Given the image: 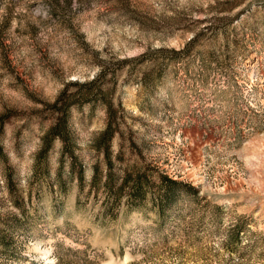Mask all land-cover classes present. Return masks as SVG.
Instances as JSON below:
<instances>
[{
	"label": "rangeland",
	"instance_id": "1",
	"mask_svg": "<svg viewBox=\"0 0 264 264\" xmlns=\"http://www.w3.org/2000/svg\"><path fill=\"white\" fill-rule=\"evenodd\" d=\"M0 264H264V0H0Z\"/></svg>",
	"mask_w": 264,
	"mask_h": 264
},
{
	"label": "trees",
	"instance_id": "2",
	"mask_svg": "<svg viewBox=\"0 0 264 264\" xmlns=\"http://www.w3.org/2000/svg\"><path fill=\"white\" fill-rule=\"evenodd\" d=\"M109 135H110V131H109V132L106 131L105 136L102 137L103 140H106V139L109 137ZM163 180L165 181V183H166V185L168 186V188H173L175 185H177V181H175V180H173V179H170V178L167 177V176H164V177H163ZM138 186H140V185H138ZM138 186H137V187H138Z\"/></svg>",
	"mask_w": 264,
	"mask_h": 264
}]
</instances>
